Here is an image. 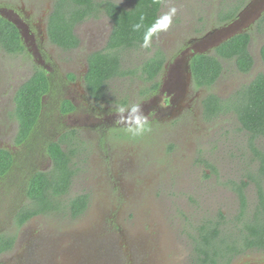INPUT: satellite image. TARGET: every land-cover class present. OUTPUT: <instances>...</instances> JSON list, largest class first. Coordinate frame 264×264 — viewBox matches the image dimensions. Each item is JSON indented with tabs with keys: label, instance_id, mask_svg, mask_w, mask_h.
I'll use <instances>...</instances> for the list:
<instances>
[{
	"label": "flooded vegetation",
	"instance_id": "obj_1",
	"mask_svg": "<svg viewBox=\"0 0 264 264\" xmlns=\"http://www.w3.org/2000/svg\"><path fill=\"white\" fill-rule=\"evenodd\" d=\"M12 1L0 0V10L8 13V18L16 24L0 17L16 27L23 48L16 52L0 48V255L20 248L37 256L41 253L40 249L47 246V249L55 248L54 252L36 258L35 263H39L41 258L51 262L54 253L69 247L82 253L83 264H107L111 261L119 264L122 255L118 251V258L115 257L117 251L114 252L113 248L124 236L118 220V210L123 205L129 228L126 234L136 231L129 235L131 243L128 245L130 260L134 259L136 264H264V248L254 246L235 252L226 263L221 262L223 260L218 262V255L208 251L215 262L210 258L201 262L199 257L207 256V253L200 254V249L206 250L201 245L207 247L208 243L200 240L198 228L205 224L207 228L219 229L220 222L212 219L194 227L197 235L191 237L192 253L187 259L181 255V243L172 240L171 236L170 222L173 220L170 219L169 205L171 200L175 201L178 209L183 205L180 199L172 195L173 185L174 190L188 186L174 177L179 173L175 167L181 164L176 159L166 158L169 154L182 155L181 145L173 143H177V138L181 136H191L197 120L206 122L199 129L205 141L214 135L221 138L219 142L215 139L209 147L200 142L191 167L197 177L199 174L207 177L210 170L213 171V165L209 162L212 161L213 152L216 155H222L224 151L230 155V150L234 155L237 153L239 157L236 163L244 164L239 168L241 172L242 169L247 170L246 163L252 161L254 155L250 139L254 146L257 140H261L260 147H255L264 148V132L248 129L231 108L233 103H237L236 94L250 85L259 74L264 75L261 69L264 60L260 53L264 43L257 49L252 45L254 33L264 34L253 25L264 12L240 32H249L251 64L248 69H240L233 59H230L233 65L225 69L229 59L219 57L222 72L211 84L198 85L190 67L191 58L197 54H192L191 44L205 35L190 38L183 51L182 44L169 54L164 48L151 45L162 38L163 30H160L146 48L148 55L139 63L125 66L122 57L125 53L132 55L138 47L125 48L122 52L108 47L114 28V21L105 10L106 2L110 0H93L92 6H96L97 10H91L90 15L86 16L85 13L73 21L72 40L52 34L57 31L51 25L57 0L45 3L38 0ZM246 1L241 3L242 8L235 18L229 21L220 20V15L231 10L228 3L222 4V9H219L220 5L213 7L214 22L219 23L218 28L233 22L250 0ZM110 2L129 7L133 1ZM163 2L161 0L158 5V19ZM83 7L86 9V5ZM167 43L171 44L170 41ZM216 47L209 46L203 53L214 55ZM252 47L256 54L250 51ZM115 52L119 55L116 70L109 76L101 74L99 83L94 81L88 84L91 61L94 60L91 57H104ZM157 54L163 56L160 69L154 74L144 73L142 62ZM234 71L238 72H235L238 77L230 76ZM37 73L40 84L44 81L41 86L45 87L40 90L37 86L32 87L39 96L37 111L30 126L21 127L17 97ZM223 80L225 84L219 90L231 91L229 97L222 96L216 89ZM133 104L140 105L149 121V131L138 138L130 137L126 126L118 122L115 113L117 106L130 108ZM124 115L127 116L128 112ZM226 116H231L233 120L220 123ZM227 124L234 129L229 130ZM156 128L164 129L159 142L151 140ZM233 131L245 133L246 141L241 145L236 144ZM169 136L173 139L171 146L168 145ZM208 136L209 139L206 138ZM156 146L159 148L156 149ZM54 147L62 153L61 166H66L68 170L65 175L56 170L57 162L52 152L56 150ZM204 155L207 157L204 158ZM245 157L250 158L239 160ZM221 161L222 165H229L227 186L236 195L239 202L237 208L241 212L242 205H247L245 200H248L251 185L257 190L256 182L250 180L248 171L244 177H236L235 163L229 159ZM255 163L258 164L257 161ZM253 176H259L258 171ZM60 178H63V182ZM236 178L237 183L234 181ZM75 180L82 183L77 191L73 188ZM62 184L65 186L62 187ZM190 189L197 195L202 194L199 189ZM37 191L40 193L36 194ZM257 200L256 194L255 205ZM210 209L213 216L224 213L221 209ZM204 215L208 217L210 211L206 210ZM237 217L235 221L238 223ZM235 224L231 221L228 226L234 228ZM13 228L15 232L9 230ZM240 228H235V233L228 236L230 243L238 238ZM76 236L86 238V245L76 242ZM240 255L249 257L244 258V262H236L235 258ZM18 256L22 254L15 253L10 260L15 263ZM58 257L59 260L64 258L62 254H58ZM23 258L25 260L26 256L23 255ZM72 258L79 260V256L72 255L61 263ZM19 261L23 262L21 259Z\"/></svg>",
	"mask_w": 264,
	"mask_h": 264
},
{
	"label": "trees",
	"instance_id": "obj_2",
	"mask_svg": "<svg viewBox=\"0 0 264 264\" xmlns=\"http://www.w3.org/2000/svg\"><path fill=\"white\" fill-rule=\"evenodd\" d=\"M132 1L133 2L129 7L119 6L117 4L115 5L110 1L106 2L105 10L114 21V28L108 47H114L118 49L119 52H122L125 48L141 46L146 29L158 20L157 10L161 0ZM244 1L246 0H241V2L235 5L230 11L220 15V20L229 21L235 18L237 11L242 8L241 3ZM92 4L93 0H57L55 3V10L51 17V25L55 26L57 31L52 32V34L55 37L64 36L72 40L73 36L71 34V26L73 21L82 17L85 13L86 16H88L94 11V9L97 10V7L92 6ZM83 5H86V9H84ZM141 17L143 18L142 20ZM136 23L141 25L139 30H133V25ZM253 25H255L259 31L264 33V13L254 22ZM53 30L54 28L52 31ZM249 39V32L244 31L243 33L234 35L217 46L214 49V55L208 53H197L193 58H191L190 67L192 77L198 85L211 84L222 72L223 66L219 57L229 60L233 59L240 69L247 70L251 64L250 54L248 52ZM0 48L8 52H16L22 50L23 48L16 27L13 26L11 22L1 17ZM117 52L113 55H106L104 57L99 55L91 57V59L94 60L91 61L88 84H92L94 81L99 83L101 74L109 76L111 72L116 70L115 67L119 65V55ZM260 53L262 54V58L264 60V44L260 48ZM162 61L163 56L157 54L155 57L142 62V71L144 73L154 74L160 69ZM43 83L44 81L40 84V78L37 73L36 76H34V78L25 86L28 93L25 91V88L20 91L17 97V111L21 127H29L33 121L34 113L37 111L39 96L36 89L32 87L37 86V89L40 90L41 87H45L41 86ZM92 88L94 89L95 87L92 86ZM237 94V103L232 102L233 106H231V108L237 112L238 117L243 121L248 129L255 130L257 132H264V75L259 74L250 85L244 87L240 90L239 94ZM211 96L215 97L214 95ZM213 97H211V100H213ZM226 108L229 109L228 107ZM249 143L254 154L251 160L258 162L257 171L259 176L254 177L253 174H249L250 180L256 182L258 200L257 204L252 208L251 214L248 213L245 215L244 211L246 209H244V206L247 207V205H242V211L237 217L241 224V233L237 239H234L233 242L230 243L227 241L228 238H219V229L211 228V226L207 228L205 224L198 228V236L201 241L208 243L209 240H218L220 243H225V248H221V245H218L219 248L223 250V252H220V255L218 256V262L221 260H223L221 261L223 263L228 262L232 254L245 250L249 246L264 248V148L259 149L255 147L251 139ZM54 148L56 150L55 152H52L55 157V161L57 162H55L57 168L56 170H60L62 172L61 174L65 175L68 170L66 166H61L62 153L56 147ZM60 180L63 182V178H60ZM44 184L45 182L43 181V185ZM31 186L33 185L31 184ZM64 186L65 184H62V187ZM30 190H32V187ZM39 193L40 191L36 192V194ZM81 207H83L82 204ZM8 243H10V241H8ZM201 253H203V255H206L205 253H207L206 257H199L202 260L201 262H206L208 258H210L213 263L215 262V259L210 257L208 254L207 249H200V254Z\"/></svg>",
	"mask_w": 264,
	"mask_h": 264
},
{
	"label": "rangeland",
	"instance_id": "obj_3",
	"mask_svg": "<svg viewBox=\"0 0 264 264\" xmlns=\"http://www.w3.org/2000/svg\"><path fill=\"white\" fill-rule=\"evenodd\" d=\"M12 1V0H10ZM48 0H38V2H43L45 3ZM111 1V0H110ZM114 1V0H113ZM124 1V0H121ZM219 1V3H217ZM235 0H164L163 2V7L161 9V17H163L166 14L170 13L171 9H175V14L172 15L171 18V23L168 26L166 30H163V35L162 38H158L156 42L151 43L152 46H159L165 49V51L169 54H172L173 51L179 45H182L181 49L182 51L184 50L185 43L190 39V38H198L201 37L202 35H206L212 30L218 28V22L215 23L214 19V14L213 12V7H217L220 5L219 9H222L224 6L222 4L228 3L229 8L232 9L235 5L238 3L234 2ZM241 1V0H238ZM248 1V0H247ZM246 1V2H247ZM14 2V1H12ZM52 2V0H50ZM234 2V3H233ZM244 5V4H243ZM245 7V6H244ZM160 17V18H161ZM169 37V39H167ZM166 38V39H165ZM201 38L198 40L194 41L191 44V49L196 44ZM171 42L167 43L166 42ZM169 40V41H168ZM264 43V34L257 35L256 33L253 34L252 37V45L257 49L259 48L262 44ZM198 47V45H195ZM149 48V47H148ZM254 48L250 51L252 53L256 54L254 51ZM135 53V54H134ZM132 53V55H125L122 57V64L123 65H129V64H136L139 63L141 60H143L149 53V51L142 47L139 46L135 52ZM168 54V56H169ZM173 59L171 58L170 62H172ZM13 64V62H12ZM233 61L229 60L226 65L225 69L228 66H232ZM261 69L264 70V65H261ZM234 71L233 74L230 76L233 77H238V72ZM225 84V80H223L216 89L221 93L222 96H230L232 94L231 91L226 90L221 92L219 89L221 88V85ZM235 96V95H234ZM233 96V97H234ZM140 99V98H139ZM140 101V100H139ZM231 103V102H229ZM229 119L233 120V118L230 116H226L225 119H222L220 123H225L226 121H230ZM206 123V122H205ZM205 123H201L199 120H197V126L193 130L191 136L186 135L181 136L177 138V143H173L172 136L167 137L168 140V145L171 146L172 143L175 144L176 146L181 145L182 147V155H174V154H169L166 155V158L168 160H174L176 159L180 166H176V170H179V173L176 174L174 177L178 180H182L188 187H181L180 190H174V185L172 187V195H175L174 197L177 199H180L181 202H183L182 207L178 209L177 204L175 201L171 200V204L169 205L171 207V213H169L170 219L173 220V222H170V229H171V236L172 240L179 241L180 244V249H181V255L186 259L189 257L190 253H192V246L193 244L191 243V237L192 235L195 236L197 235L195 233L194 227L199 226L200 223L206 222L207 219H212L215 221L220 222V228L219 232V238H228V236H231V234L234 232L235 233V228L240 227L241 224L235 221V217L239 214V208L237 206L239 205L238 199L235 197L236 195L231 192L230 188L227 186V180L230 178V172H229V165L223 164L221 160H226L229 159L230 161L235 163V169H234V175L236 177H244L246 175V172L248 171L249 174H256L257 171V165L256 163L248 162L247 164V170L243 169L241 172L239 171L240 167H243L244 164L242 163H236L238 160L239 155L236 153L235 155L232 154L233 152L230 150V155H227V152L224 151L222 155H216L214 152L212 153L213 157H211L212 161H209L212 165L213 168L209 172V176H204L201 177L199 174L198 177L195 174V171L191 168L194 165V162H192L193 159H195V151L200 145V142L203 144H208L207 147H209L210 144L216 139L217 142L220 141L221 138H217L216 135H214L209 141H205V137L201 136L199 133V129L202 128V126ZM228 129L232 130L234 128L231 127V124H227ZM164 129L162 128H156L154 131V134L151 138V140L159 142L161 140V135H163ZM234 133V140L237 141L236 144H243L246 137L245 133H237L233 131ZM207 139L210 138V136L206 137ZM152 141V142H153ZM235 143V142H234ZM261 143V140H257L255 142V146H259ZM163 144H165V139H163ZM173 147V146H172ZM159 148L156 146V149ZM201 148V147H199ZM204 149L205 151H209L206 148H201ZM170 149L168 150V152ZM207 156L204 155V158ZM250 158V157H249ZM247 157L245 158H240V161L247 160L249 159ZM227 161V162H230ZM190 168V170L185 171L184 169ZM237 179L234 180L235 183H237ZM82 185L80 181L75 180L74 182V191H77L79 187ZM190 187L194 188L193 190L199 189V191L202 192L201 195L195 194ZM256 190L254 189V186L251 185L250 188V195L248 197V200L246 199L245 202L247 204L246 210L244 211V214L247 215L248 213L251 214V210L255 205L256 201ZM163 197V195H162ZM190 197V198H188ZM216 206V207H215ZM210 208H216L215 210L221 209L223 210L224 213H222V216H213L211 214V209ZM179 212L177 214H174L175 212ZM206 210L210 211V215L207 217V215H204V212ZM213 210V209H212ZM126 210L121 206V208L118 210V220L120 222L121 229L124 233V236L122 237V242L121 240H118L117 246L113 248L114 252L117 251V257L118 258V251L122 255V262L119 264H136L134 263V259L130 260V250L129 246L131 241H130V234L136 232L132 231L126 234V231L129 229L128 228V222L127 218L125 216ZM167 213V212H166ZM174 214V215H173ZM233 221L235 222V227H230L228 224ZM226 224V225H225ZM184 230H183V229ZM10 231L15 232V228L9 229ZM186 232V234H185ZM125 235L128 236L125 238ZM197 239V236H196ZM229 239V238H228ZM227 239V241H229ZM75 241L86 245V238L81 237V236H76ZM203 244V243H200ZM179 244H177L176 247H178ZM204 245V244H203ZM201 245V248L204 247L208 251H210L214 255H220V252H223L221 248H225V243H220L217 240H209L207 247ZM218 245H221V248H219ZM167 247L164 248L166 251ZM55 248L52 249H47V246H43L37 256H35L32 252L28 254L27 250H22L18 248V250H15L14 248L11 249L9 252H7L5 255L1 256L0 255V263L1 264H59L62 261H64L68 256H79L78 258H72L69 259L68 261H65L64 264H83L81 263L83 261V258H81V254L79 251L74 250L69 247L62 248L58 253H54V256L50 262V260H47L45 258H41V261L39 263H35L36 258L39 259L41 256H44L46 253L54 252ZM57 250V249H56ZM70 251L67 253V251ZM226 251V250H225ZM21 253L22 256L15 257V263H13L12 259L15 255V253ZM164 252V251H163ZM78 253L79 255H77ZM58 254H62L64 257L63 260H59L60 258L58 257ZM167 254V253H166ZM251 255H253L252 252H250ZM23 255L26 256V259L24 260ZM259 255V254H258ZM249 257L247 256H239L235 258L236 262H244V258ZM19 259H21L23 262H20ZM249 261V259H248ZM129 262V263H128ZM246 262V261H245ZM63 264V263H61ZM88 264V263H87ZM107 264H116L115 261L108 262ZM206 264V263H204Z\"/></svg>",
	"mask_w": 264,
	"mask_h": 264
},
{
	"label": "water",
	"instance_id": "obj_4",
	"mask_svg": "<svg viewBox=\"0 0 264 264\" xmlns=\"http://www.w3.org/2000/svg\"><path fill=\"white\" fill-rule=\"evenodd\" d=\"M263 12L264 0H250L248 4L238 13V17L233 22L221 28L212 30L211 32L206 34L205 37L194 44L191 49L192 54L203 53L209 46H218L227 39L242 32V29L244 27L248 26L250 23H253L259 16H261V13ZM0 16L10 20L13 24H16L10 18H8V13H5L2 10H0ZM195 45H198V47Z\"/></svg>",
	"mask_w": 264,
	"mask_h": 264
},
{
	"label": "clouds",
	"instance_id": "obj_5",
	"mask_svg": "<svg viewBox=\"0 0 264 264\" xmlns=\"http://www.w3.org/2000/svg\"><path fill=\"white\" fill-rule=\"evenodd\" d=\"M175 14V9H171L169 14L159 18L153 25L148 27L143 36L142 47L147 48L150 46L151 38L156 35L160 30H166L171 23L172 15ZM143 18L141 17V20ZM140 24L133 25V30H139ZM128 112L125 116L124 113ZM115 113L118 117V122L126 126L127 133L132 138L142 137L149 131L148 117L143 113L139 104H133L130 108L125 106H117Z\"/></svg>",
	"mask_w": 264,
	"mask_h": 264
}]
</instances>
